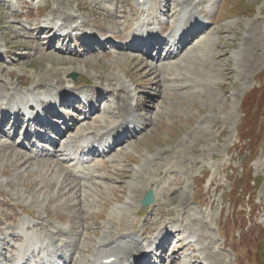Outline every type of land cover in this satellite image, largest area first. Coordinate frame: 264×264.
I'll list each match as a JSON object with an SVG mask.
<instances>
[{
  "label": "rangeland",
  "instance_id": "rangeland-1",
  "mask_svg": "<svg viewBox=\"0 0 264 264\" xmlns=\"http://www.w3.org/2000/svg\"><path fill=\"white\" fill-rule=\"evenodd\" d=\"M173 1L169 11L150 13L138 0H0V95L10 88L24 92L38 84H55L59 89L76 82L79 87L71 89L75 94L93 86L109 88L107 84L114 86L118 79L128 85L131 95L139 97L145 91L150 96L148 101L146 94L141 96L146 103L127 99L137 116L121 124L118 105L125 92L94 103L101 117L97 121L83 118L81 111L80 126L63 142L74 138L77 144L85 130L95 135L106 133L108 126L119 125L120 132L134 123L143 128L132 130L124 144L87 164L95 178L76 182L60 165L63 142H43L42 152L47 147L56 152L31 158V146H18L7 136L13 134L14 124L5 123V134H0V242L7 241L0 251H13L17 241L12 237L20 234V222L28 219L37 225L30 232L48 245L46 252L57 258L65 250L73 253L71 264H86L104 234L127 223L136 230L155 227L148 235L137 233L143 244L169 234L166 253L179 249L181 257L173 254L164 264H192L194 256L203 257L206 245L212 247L207 249L208 259L215 264H264V100L260 104L253 98L255 87L264 88V0ZM184 2L181 14H200L204 23L215 21V29L207 31L188 54L154 60L168 65L148 74L145 63L118 39L131 24L141 25L147 14L162 20L161 25H174L178 15L172 11ZM148 4L159 6L160 0ZM203 7L208 14L200 13ZM115 8L118 23L111 14ZM54 14L69 21L76 14L84 21L82 32L111 40L104 42L106 37L100 36L105 48L94 45L99 54L84 52L81 57L59 51H83L84 40L64 44L58 40L48 50L51 36H38V30L30 34L27 27L34 26L30 20L43 24ZM160 27L155 24L151 29ZM160 79L164 87L157 93L150 87ZM0 99L6 101L8 96ZM86 103L83 99L75 105L84 108ZM69 107V112L77 113L74 105ZM139 173L144 182L136 181ZM63 181L68 186L62 187ZM149 188L155 190L156 201L143 208L141 199ZM131 195L135 202L126 204ZM57 227L64 231L57 232ZM10 255L8 251L0 256V262H9ZM60 257L64 263L69 255Z\"/></svg>",
  "mask_w": 264,
  "mask_h": 264
},
{
  "label": "bare ground",
  "instance_id": "bare-ground-1",
  "mask_svg": "<svg viewBox=\"0 0 264 264\" xmlns=\"http://www.w3.org/2000/svg\"><path fill=\"white\" fill-rule=\"evenodd\" d=\"M202 1H205V0H201V3H202ZM173 2H174L173 0H160L159 6L148 7L146 0L143 3H140L138 0V3L141 4V6L145 7L146 10L151 12V13L158 12V11L167 12V11H169ZM191 6H193L192 3H191ZM183 8H185V2L178 4V6L176 8H174V11H172L173 15H178V22L175 24V26H176L175 28L180 30L181 33L179 35L178 42L175 43L177 51L174 54L168 56V57H170V59L171 58L175 59V58H178L180 55L188 54L186 52L189 51L190 47L191 48L198 47L200 45L201 41H203L202 38L204 37V31L207 32V31H210L211 29H215V26H214L216 24L215 21H209L211 23L210 25L202 24V21L199 19L198 16L195 15L194 12L188 13L187 16H186V14L185 15L181 14V10L183 11ZM193 9H197V7L194 6ZM79 11H81V9H79ZM201 12L203 14H208V10L205 7L201 8ZM55 14H57V12ZM55 14H54L55 19L53 17L48 18L46 21L43 22V24H41V22H38V21L30 20V23H33L34 26L27 27V29L29 30V33L38 30V32H37L38 36L47 35V34H49L51 36L48 50L51 48H55V43L58 39L59 40L62 39L63 42H65V41L71 40L73 38V36L70 32H66L65 34H62L61 30H58V29L56 30L58 23H55L54 22L55 20H58V22L61 21L62 26H65L66 28H68V26H74L75 25L76 30H82V26H83V22H79L80 17H78L76 14L72 15V17H71L72 21H69L67 19V17H65V16H64V19L63 18H56L57 15H55ZM111 14L114 15L113 18H115L114 20L116 22H117V19L119 21L120 16L118 15V11H116V8H115V11L112 12ZM136 16H137V13H136ZM183 19H185L186 21H191L192 25L182 26V25H184V23H182V25L180 23H181V20H183ZM157 22H161V21L159 19H157ZM154 23L155 22H152L151 24H154ZM130 27L131 28H129V30L126 31V34L122 35V37L120 36V39H118V41L123 43L124 41H126V39H128L130 37H131L130 39H132V40L135 39L136 43H134V45H133L134 53H135L134 58L136 60L142 61V63H145L143 65V67H145V66L148 67L146 69L148 74H150V70H152L153 75L156 72L161 71L163 68L162 66L165 63H163L162 65L154 64L151 55L148 57H141L139 54V50L141 48H144L143 38H145V39L150 40L148 43V46L156 48L158 53H160V51L164 48V46L167 45V43H166L167 36H157V34H155L153 32H150L148 34V36H146V37L143 35L134 36L135 35L134 30H138L140 27H142V25L135 27V26H133V24H131ZM39 32H40V34H39ZM127 32H128V34H127ZM100 36L101 35H96L94 33H91L90 35L83 37V39H84V42H83L84 50L83 51L76 50L75 52H73L71 50H67V52L59 51V53L66 54V55H74L75 57L84 56V52L85 53L91 52L92 54H94V53L99 54V52L94 50L92 48V46L94 43H96L100 46V48L105 47L101 44L103 42H101ZM101 37H106V38H104L105 41L111 40L109 37H107L105 35H102ZM102 55L106 56V55H110V53L104 52ZM0 62H3V59L1 57H0ZM168 62H170V61H168ZM165 65H168V64H165ZM116 80H117V82L114 84V86H112L113 83H111V85H110V83H108V84L106 83L109 86V88H101L100 86H93L92 89L88 92H79V93H75V94H73L71 89L79 87L78 83H76V82H73L72 84L69 83L68 86H64V87H61L59 89L55 88V84H46L47 86L42 85V84H38V85H35V87L32 88L31 90L29 89L27 92L28 93L29 92H36V94L33 96L32 101H37V102L42 103L45 106L44 112H46V113L51 112L53 114H57V112H56L55 108L47 102H51L50 100L54 99V98L57 101H60L62 104L69 105L73 99H76V98L81 99L83 97V95L85 94L86 95L85 99L88 101L89 106L91 108H93L94 102L99 101V99L102 96H107V95L112 96L115 94V92L120 93L119 96H122V93L125 92L126 95L121 98L122 102L119 103V105H118L119 117L122 118V121L119 122V124H121V123L126 121V118H128V117L135 118L137 116L135 114L134 110L132 108H130L128 103H127L129 99H132L135 102V104H137L139 101H144L146 103L148 101V99L150 98V96L147 93H145V91H143V93L140 94L139 97L135 96V95L133 96L130 94V90H129L128 85L124 84L123 82H120V80H118V79H116ZM111 81L112 80H109V82H111ZM153 83H155V84L153 85ZM153 83L151 84V86H153V87H150V88L155 90L157 93L160 92V90L163 89V87H164V83H163L162 79H160V81L157 80L156 82H153ZM50 87H53V88H50ZM147 87H149V86H147ZM27 92H22L20 90V88L18 90L10 88V90L7 93L0 95V96H3V95L8 96V100L4 101L5 107H1V104H0V134L4 132L3 124L6 120L11 119V121L14 122V125L16 126V127H14L15 132H17V129L19 126H21L23 123H25L24 112H23L22 108L21 107L15 108L13 106V104H14V102H16L18 100L23 101L25 99ZM44 93H45L46 97H41V95L43 96ZM144 94H146L145 99L147 101H145L144 97H141L142 95L144 96ZM0 103H1V101H0ZM13 114H15V115H13ZM93 116H94L93 119L95 121H97L101 118L100 115H98V113H95ZM61 118H63V117H61ZM35 119H37L39 123H41L44 127H46L47 130H50L53 133H59L60 136H59V140H57V142H63L65 140V138L67 137V135H70L71 133H73V131H75V129H77L81 124V121L79 119H77L76 123L72 127H70L69 125H66L64 129H61L56 124H54L53 122L48 121V120H43L38 115L36 116ZM63 123H65V122H63ZM117 127H118V125L106 127V133L115 131L117 129ZM89 128H90V126H89ZM135 128H136V124L134 126V129ZM129 132H130L129 130L126 131L124 133L125 134L124 137H122L120 135L114 136L115 138H113V139H114L115 148L122 145L123 140L126 137H128ZM25 133L29 135L31 133V128L27 129ZM104 134L105 133L103 132L102 135L101 134L93 135V132H91L89 130H85V132L80 136L79 141L82 142V145L87 143V142L88 143H90V142L95 143V142L100 141ZM38 137L42 138L43 140H47L46 139L47 134H45L44 132H38ZM73 144H75L74 138L71 142L65 143V145H66L65 149H64V156L65 157L62 159L63 162H67V163L69 162V166L63 162H61L60 165L65 170L68 171V174L70 176H74L76 178L73 180L74 182H76L77 179L95 178L96 176L93 173L92 169L90 167L86 166L85 163L80 162L79 156H81V153L74 151L75 149L73 148ZM40 155H42V153L38 147L33 152V154L29 155V157L37 158ZM144 180H145V178H143V176L140 175V173H139L136 177V181L140 183V181L144 182ZM63 182H62V187H66V185L68 186V184H65L66 181L64 183ZM79 184L80 183L78 181V185ZM132 190L133 191L137 190V188L136 187L132 188ZM131 196H130V200L128 202H126V204L131 205L135 202V200L133 199V196L132 197ZM36 226H37L36 224H32V222L28 219H23L20 222V224L18 225V229L23 231L24 236L18 235V236H13L12 238L15 240H19V241L22 240V238H25V242L22 245H20V247L17 250H15L13 252V256L15 258L14 260H16L14 262V264H21L22 262H27L28 257L30 255V252L33 250L37 251V249L41 245V243H42L41 238L37 234L30 232V230H28L29 228L36 227ZM57 228H58L57 232H59V231L63 232L64 231V229L62 227H57ZM154 229H155V227H152L151 225H146L142 229L136 230V229H133L130 225L127 226V223H120V225H118L117 230H115V231L110 230L108 233L104 234L103 239L96 244L95 251L92 252V258L90 260H88L86 262V264H127V261L130 260L131 258H133L134 256H136L137 253H140V258H142L145 250L147 248H149L151 244H153V245L156 244L155 246L158 247L162 251L161 254L164 256L166 254L165 243L168 240L169 234L160 235V236L156 237V239L153 242L151 241L150 242L151 244H149L148 246H145V244H142L135 239V236H137V233H141V235H148L149 233L153 232ZM125 231H133L135 233L132 232L131 234H126ZM6 241H7V239H5L2 242V244L3 245L6 244ZM213 243H214V241L212 240L210 242V244H213ZM209 247H211V245L205 246V252L203 253V257L200 255L194 256L195 262L192 264H199L198 260L202 259V258L207 260L208 264H210V263L215 264V263H212L208 259L209 251L207 249ZM88 251H92V250L88 249ZM212 251L213 250H211V252ZM218 253L220 254L219 251H218ZM2 254H0V255H2ZM62 254H64V252L60 251V255H62ZM173 254H174V256L181 257V252L179 249L177 251H175ZM112 257H114V260L112 262H110V263L104 262V260L112 258ZM40 261H41V264H45L48 261H50V264L55 263V261H52L51 256H47L46 259H41ZM29 264H32V262L29 261ZM135 264H138V262H136Z\"/></svg>",
  "mask_w": 264,
  "mask_h": 264
},
{
  "label": "water",
  "instance_id": "water-1",
  "mask_svg": "<svg viewBox=\"0 0 264 264\" xmlns=\"http://www.w3.org/2000/svg\"><path fill=\"white\" fill-rule=\"evenodd\" d=\"M72 75L76 76L77 74L73 73ZM155 201V195L152 189L148 191L146 196L143 198L144 207L151 205Z\"/></svg>",
  "mask_w": 264,
  "mask_h": 264
},
{
  "label": "trees",
  "instance_id": "trees-1",
  "mask_svg": "<svg viewBox=\"0 0 264 264\" xmlns=\"http://www.w3.org/2000/svg\"><path fill=\"white\" fill-rule=\"evenodd\" d=\"M257 90H258V89H257ZM257 90H254V92H255V93H256V92L260 93L259 90H258V91H257ZM255 93H253V95H255V96L253 97L254 100L257 98V100L260 101L259 103L262 104V103H263V100H264V93H263L262 95L259 94V97L256 96ZM243 211H244V210H243ZM243 213L245 214V211H244Z\"/></svg>",
  "mask_w": 264,
  "mask_h": 264
}]
</instances>
